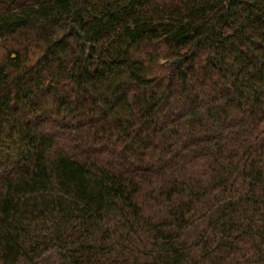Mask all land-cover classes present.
Wrapping results in <instances>:
<instances>
[{
  "label": "trees",
  "instance_id": "obj_1",
  "mask_svg": "<svg viewBox=\"0 0 264 264\" xmlns=\"http://www.w3.org/2000/svg\"><path fill=\"white\" fill-rule=\"evenodd\" d=\"M0 264H264V0H0Z\"/></svg>",
  "mask_w": 264,
  "mask_h": 264
}]
</instances>
